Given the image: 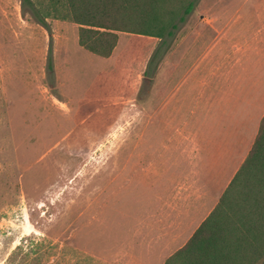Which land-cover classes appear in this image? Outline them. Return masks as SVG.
<instances>
[{
    "label": "rangeland",
    "instance_id": "374dc122",
    "mask_svg": "<svg viewBox=\"0 0 264 264\" xmlns=\"http://www.w3.org/2000/svg\"><path fill=\"white\" fill-rule=\"evenodd\" d=\"M56 7L0 0V264H107L121 220L153 214L161 236L182 234L185 216L194 227L218 201L264 115V0H196L165 45L120 31L108 58Z\"/></svg>",
    "mask_w": 264,
    "mask_h": 264
},
{
    "label": "trees",
    "instance_id": "16d2710c",
    "mask_svg": "<svg viewBox=\"0 0 264 264\" xmlns=\"http://www.w3.org/2000/svg\"><path fill=\"white\" fill-rule=\"evenodd\" d=\"M56 17L79 24V43L110 57L119 32L155 36L164 45L196 0H59ZM36 20L49 29L47 18ZM53 69V65L50 66ZM165 264H264V116L254 143L218 204Z\"/></svg>",
    "mask_w": 264,
    "mask_h": 264
},
{
    "label": "crops",
    "instance_id": "0c3cea01",
    "mask_svg": "<svg viewBox=\"0 0 264 264\" xmlns=\"http://www.w3.org/2000/svg\"><path fill=\"white\" fill-rule=\"evenodd\" d=\"M217 32H218V37L221 38L222 37L221 31H219L218 29ZM121 35L122 34H120L119 43L117 47L115 48L114 53L119 47ZM217 47H218V50L222 48V46H217ZM240 49H241V46H231V50L232 51L234 50L235 55L239 52ZM113 55L111 57H113ZM236 81L237 80H236L235 74H231L227 78L222 76L218 78L217 86L219 87V89L221 87L225 88V86L229 87V89H232V86L234 85ZM173 82H175V80L173 81L172 77H169V80H168L169 86ZM261 120L259 122V127H260ZM259 127H258V130H259ZM258 130H257L256 136L258 134ZM218 201H216L214 206L208 211V213L198 223L195 224L194 227L192 223L197 220L198 216H195V217H192L191 215L185 216V222L180 227V230H182V234H179V235H178L177 229L173 228L169 230L166 229L165 233L161 236L159 234L160 230L157 231V227H156L157 220L155 219L154 214L148 216V218L143 219L142 221L135 220V221H130V222H127V221L124 222L123 220H121L117 238L115 239L112 237L111 246L109 245V240L106 241L107 247L105 249V257H104L106 263L107 264H165L166 260L174 252H176L178 249L183 247L189 241V239L193 236V234L199 228L202 222L210 215L212 210L216 207V205L218 204ZM172 205L174 204H172L169 201L168 203L163 205V209L169 211L175 207ZM150 210H154V209H150ZM140 223H142L145 227H148L147 235H145L144 230H141V231L138 230ZM181 240L184 241V243L178 249H175L178 241H181Z\"/></svg>",
    "mask_w": 264,
    "mask_h": 264
}]
</instances>
